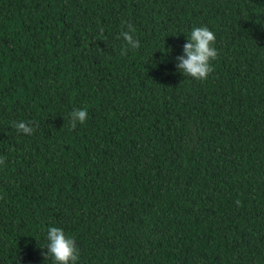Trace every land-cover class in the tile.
Wrapping results in <instances>:
<instances>
[{"label":"trees","instance_id":"1","mask_svg":"<svg viewBox=\"0 0 264 264\" xmlns=\"http://www.w3.org/2000/svg\"><path fill=\"white\" fill-rule=\"evenodd\" d=\"M0 158V264H52L53 226L77 264H264V0H0Z\"/></svg>","mask_w":264,"mask_h":264},{"label":"clouds","instance_id":"2","mask_svg":"<svg viewBox=\"0 0 264 264\" xmlns=\"http://www.w3.org/2000/svg\"><path fill=\"white\" fill-rule=\"evenodd\" d=\"M126 27L128 30L122 31L120 37H117V39L123 38L125 41V45L121 48V55H125L128 50H136L140 47L139 41L132 34L135 29L130 24H127ZM186 39L187 42L183 45V55L177 57L176 68L184 77L204 81L214 71L211 61L218 57V51L214 47L216 36L207 26H200L194 27ZM87 118V109H73L70 113L71 128L75 129L78 123L83 125ZM12 126L18 133L24 135H31L35 131L32 122H13ZM4 163L5 160L0 158V165ZM236 203L239 205L240 202ZM46 239L45 259H50L52 264H77L79 249L76 240L66 235L63 229L55 226L49 227Z\"/></svg>","mask_w":264,"mask_h":264}]
</instances>
